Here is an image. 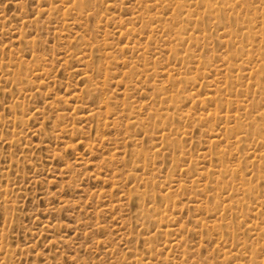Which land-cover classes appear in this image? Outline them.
Returning <instances> with one entry per match:
<instances>
[{"label": "rangeland", "instance_id": "1", "mask_svg": "<svg viewBox=\"0 0 264 264\" xmlns=\"http://www.w3.org/2000/svg\"><path fill=\"white\" fill-rule=\"evenodd\" d=\"M0 264H264V0H0Z\"/></svg>", "mask_w": 264, "mask_h": 264}]
</instances>
